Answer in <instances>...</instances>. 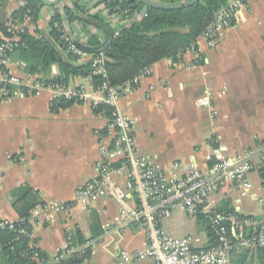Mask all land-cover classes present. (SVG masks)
I'll return each instance as SVG.
<instances>
[{
	"label": "crops",
	"instance_id": "crops-1",
	"mask_svg": "<svg viewBox=\"0 0 264 264\" xmlns=\"http://www.w3.org/2000/svg\"><path fill=\"white\" fill-rule=\"evenodd\" d=\"M74 1L43 5L34 35L48 36L53 12L64 4L71 7ZM23 3L24 0H4L0 22L9 19ZM78 3L89 13L102 15L115 32L141 17L138 13L146 9L143 6L135 15L119 18L109 14L101 0ZM64 29L69 39L73 37L85 45L91 34H100L77 21L67 23ZM102 36L99 38L103 39ZM11 60L9 74L21 78L30 74L22 60L12 55ZM85 62L88 57H78L77 63ZM58 74L59 69L53 64L48 78ZM66 85L82 86L93 93L90 76L69 75ZM11 91L12 97L0 100V220H17L13 192L28 185L40 201L29 216V244L44 252L49 263L57 261V254L68 247V239L78 229L86 242L94 244L83 264H122V251L144 247L146 235L142 225L118 223V204L109 197L98 199L89 208L74 202L76 189L96 176L98 145L106 138V117L93 111L92 99L53 110L47 91L38 95H23L15 87ZM206 95L209 106L202 103ZM117 107L133 121L137 154L149 164L173 170L177 175L207 168L215 149L231 157L254 147L264 139V0H243V6L232 24L220 33L215 47L199 39L196 51H186L177 60L167 58L154 63L135 87L125 89ZM127 171L125 167L115 175L122 189ZM251 178L254 186L249 200L255 201L251 195L258 193L261 184L258 173ZM238 192L245 196L249 191L227 186L214 196V205L218 207L220 202L229 200L239 213L259 216L261 212L242 211ZM50 199L63 202L68 208L56 212L53 220L34 217L40 213V205ZM125 200L130 206L137 205L133 190L126 191ZM93 221L97 223L95 234ZM107 223L113 224V230L105 231ZM163 226L173 236L194 237L197 247L212 241L201 218L190 217L179 209L172 210ZM257 253L258 250L253 255ZM131 264L155 261L145 258Z\"/></svg>",
	"mask_w": 264,
	"mask_h": 264
},
{
	"label": "built area",
	"instance_id": "built-area-1",
	"mask_svg": "<svg viewBox=\"0 0 264 264\" xmlns=\"http://www.w3.org/2000/svg\"><path fill=\"white\" fill-rule=\"evenodd\" d=\"M119 1L101 0L107 12L111 9V15L129 17L130 10L121 8ZM242 6L243 0H231L225 9L215 15L192 48L197 46L199 39L215 47L220 33L232 24ZM138 14L145 16L146 11ZM30 20L31 17L25 13L21 19L9 18L5 23L0 39V100L12 97L11 88L15 87L23 95H38L47 91L55 103L61 99L74 103L92 99L93 106L104 104L109 107L108 114L101 113L107 119V139L104 138L98 145L96 176L76 189L74 202L89 208L98 199L109 197L118 204V223L138 222L142 225L146 235L144 247L122 251V264H131L134 260L145 258L154 259L155 264H229L235 252L264 249V139L236 156H226L221 149H215L207 168L192 169L184 175L149 164L137 154L133 121L117 107L125 89L130 88V83L123 86L109 83L103 53L88 55L71 41L67 47L78 57H88L90 77H97L96 82L90 78L93 93L87 92L82 86L71 87L61 82L45 83L37 74L30 73L24 78L9 74L7 67L12 61L11 54L21 43L22 34L36 29ZM54 26L58 27V24L54 23ZM148 73L149 70L135 77L132 82L137 84ZM202 103L209 106L207 95ZM125 167L128 171L125 175V189H122L115 175ZM253 173H258L261 184L258 193L251 195L253 200L261 204L259 216L243 215L235 209L232 212L219 210L214 205V196L227 186L236 191H251L254 186L251 178ZM127 190L135 192L137 205L130 206L126 202ZM67 208L65 203L50 199L40 205V213L34 217L53 220L56 212ZM173 209H179L190 217L201 218L212 237L211 243L197 247V240L190 235L173 236L166 232L163 223ZM4 228H13V222L0 220V230ZM111 230L113 224H105V231ZM93 246V242H86L75 250L80 253L86 250L91 252ZM34 256L38 258L36 254Z\"/></svg>",
	"mask_w": 264,
	"mask_h": 264
},
{
	"label": "trees",
	"instance_id": "trees-1",
	"mask_svg": "<svg viewBox=\"0 0 264 264\" xmlns=\"http://www.w3.org/2000/svg\"><path fill=\"white\" fill-rule=\"evenodd\" d=\"M4 0H0V6ZM162 2H177L182 0H160ZM231 0H199L193 5L175 9H155L145 7L146 15L137 17L126 27H121L117 32L112 29L98 13H89L79 5L78 0L72 6L64 4L61 9L55 10L50 17L48 36L34 35L30 30L22 34L21 43L14 49L12 56L22 60L25 70L37 74L45 82H61L66 84L69 75L90 76L89 62L77 63L78 56L68 50L70 39L65 35V25L77 21L85 26H92L102 36L91 34L86 44L89 47L100 45L107 35L111 40L104 50L106 58L105 67L108 81L111 85L123 86L130 83V88L135 77H139L150 67L162 60L177 58L187 50L196 51L195 44L199 35L213 20L215 15L225 9ZM121 8H128L130 15L138 13L144 6L139 0H120ZM43 4L39 0H24V3L12 12L10 19H21L27 13L32 24L36 25ZM109 14L112 11L108 10ZM8 19L0 22V33L5 30ZM58 24V27L54 26ZM1 39V37H0ZM198 62H202L199 60ZM53 64L59 69V74L48 78V73ZM64 77V78H62ZM96 82L97 77H90ZM72 101L64 99L53 102L51 108L57 110L71 104ZM95 113L108 114L109 107L104 104L93 106ZM14 208L18 218L13 222V228L0 230V264H83L90 257V251L80 253L79 248L87 240L76 229L68 239V247L57 254V261L49 263V257L39 248L29 244L32 226L28 222L31 210L40 201L38 194L28 185H22L13 192ZM219 210L234 211L229 200L218 204ZM97 223L92 222L91 227L98 233ZM100 233V231H99ZM264 260V249H257ZM257 250H242L233 253L231 262L244 264L249 257L252 261L253 252ZM37 255L36 258L34 255ZM258 255V256H259ZM48 261V262H47Z\"/></svg>",
	"mask_w": 264,
	"mask_h": 264
},
{
	"label": "water",
	"instance_id": "water-1",
	"mask_svg": "<svg viewBox=\"0 0 264 264\" xmlns=\"http://www.w3.org/2000/svg\"><path fill=\"white\" fill-rule=\"evenodd\" d=\"M43 5L46 6H56L61 3V0H39ZM141 3L144 4L145 7L155 8V9H175V8H183L194 3L198 2L199 0H182L177 2H157L154 0H139ZM111 37L107 35L104 41L96 46V47H89L75 39L70 37V41L81 51L86 54H100L103 53L104 50L109 46Z\"/></svg>",
	"mask_w": 264,
	"mask_h": 264
},
{
	"label": "rangeland",
	"instance_id": "rangeland-1",
	"mask_svg": "<svg viewBox=\"0 0 264 264\" xmlns=\"http://www.w3.org/2000/svg\"><path fill=\"white\" fill-rule=\"evenodd\" d=\"M251 194V191H249L245 196H240V193H237V196H240L241 202L240 205L242 206V211L246 213L256 214L260 213L262 211L261 204L258 201H250L249 195ZM200 234L202 236L205 235V231L203 229L200 230ZM257 253V255H253V259L248 257L244 264H264L263 258L260 257V255ZM230 264H234L230 261Z\"/></svg>",
	"mask_w": 264,
	"mask_h": 264
}]
</instances>
